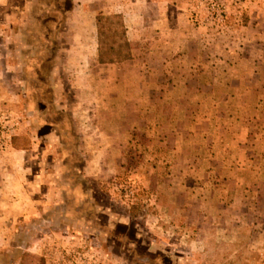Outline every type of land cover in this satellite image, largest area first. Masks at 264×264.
I'll use <instances>...</instances> for the list:
<instances>
[{
	"label": "rangeland",
	"instance_id": "374dc122",
	"mask_svg": "<svg viewBox=\"0 0 264 264\" xmlns=\"http://www.w3.org/2000/svg\"><path fill=\"white\" fill-rule=\"evenodd\" d=\"M114 2L134 57L80 88ZM37 259L264 264V0H0V264Z\"/></svg>",
	"mask_w": 264,
	"mask_h": 264
},
{
	"label": "crops",
	"instance_id": "0c3cea01",
	"mask_svg": "<svg viewBox=\"0 0 264 264\" xmlns=\"http://www.w3.org/2000/svg\"><path fill=\"white\" fill-rule=\"evenodd\" d=\"M133 4H137V2H135V3L131 2V5H133ZM111 5L115 9L114 11H117L116 9L120 10L117 12L119 14H121L124 18L125 29H126V38L130 44L131 39L134 38V36L139 37L140 30L137 28V26L140 25L139 21H138V19L129 16L130 12L127 11L126 9H124L125 4L123 2L122 3L121 2H118V3L114 2V4H111ZM76 18H78L79 20H83L85 23H87L89 28L87 30H84L82 32V34H80V38L76 37L77 34L76 35L74 34L75 36L73 35V37H72L73 46L70 50H67V51H69V54H68V58L65 62L66 63L65 66L67 69H68V67L71 68L70 66H72V68H75V69L76 68L80 69L79 72L71 70L72 73H75L77 75V76H73L74 84L80 88H85L86 90H88L86 83L87 84L91 83V82H88V80H90V78H92V77H91V75H85V73L88 72L89 66L94 65L95 67H111V66H116V65L118 66V65L123 64V63L108 64V65H103V66L98 64L95 15H91L88 12V13H84V16H83L81 14H78V12L73 11L71 13L72 22ZM144 19H145V17H144ZM134 26H136V27H134ZM82 39H84V42L81 41ZM88 47L90 48V52H88ZM78 48H79V51L77 50ZM71 56H73V58L75 57L74 61H71L72 60ZM133 57H134V55L132 54V49H131V59L126 61V63L132 61ZM70 64H72V65H70ZM81 69H84V70L81 71ZM80 73H83V74L79 76ZM96 74L97 75L94 77L95 83L98 82V73H96ZM86 92L87 91H82L80 89L79 92H77V93L75 92L77 94L75 98H78V99L85 98ZM95 95L97 96L98 93L96 92ZM49 126H52V128H54L56 130L58 129V127L55 123H52ZM66 133H68V135H69V137L67 138V140L70 141V144H69L70 147L69 148L75 147L73 143L76 141V138L75 137L72 138V134L69 133V130H67L65 132V134Z\"/></svg>",
	"mask_w": 264,
	"mask_h": 264
},
{
	"label": "trees",
	"instance_id": "16d2710c",
	"mask_svg": "<svg viewBox=\"0 0 264 264\" xmlns=\"http://www.w3.org/2000/svg\"><path fill=\"white\" fill-rule=\"evenodd\" d=\"M97 38V61L100 65L117 64L131 59V48L126 38L124 18L121 14L95 16ZM12 138L11 145L15 149H23ZM31 259L36 260L34 257ZM43 264L42 259H37Z\"/></svg>",
	"mask_w": 264,
	"mask_h": 264
}]
</instances>
